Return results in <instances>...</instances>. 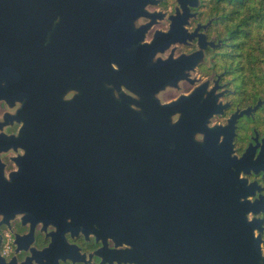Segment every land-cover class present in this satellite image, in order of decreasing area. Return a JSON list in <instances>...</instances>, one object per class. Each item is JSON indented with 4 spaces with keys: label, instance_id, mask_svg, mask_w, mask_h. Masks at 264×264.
<instances>
[{
    "label": "flooded vegetation",
    "instance_id": "obj_1",
    "mask_svg": "<svg viewBox=\"0 0 264 264\" xmlns=\"http://www.w3.org/2000/svg\"><path fill=\"white\" fill-rule=\"evenodd\" d=\"M223 2L0 0V264H264V53L242 51ZM108 64L137 85L151 68L190 171L231 170L232 197L161 182L158 151L152 189L105 184L96 197V170L143 167L142 153L94 148ZM221 202L226 215L208 205Z\"/></svg>",
    "mask_w": 264,
    "mask_h": 264
},
{
    "label": "water",
    "instance_id": "obj_2",
    "mask_svg": "<svg viewBox=\"0 0 264 264\" xmlns=\"http://www.w3.org/2000/svg\"><path fill=\"white\" fill-rule=\"evenodd\" d=\"M55 3L49 1L48 4ZM195 3V2H193ZM200 51L187 55L193 62L199 57ZM105 75L96 76L94 103H92L91 132L95 136L94 148L97 151L109 150L123 153L138 152L143 156V167L138 171L96 170L94 180L96 197L103 190L102 185L114 183H132L143 189H152V182L157 180L153 154L157 151L160 157V181L197 182L207 190L209 198L232 197L235 175L231 170L208 168H191L185 155L183 136H173L174 124L170 122V112L174 101L160 103L151 86L153 74L151 68L143 72L142 83L127 82L123 79L120 69L109 65ZM180 76H173L172 82ZM171 76H160V86L170 80ZM125 86L130 93L124 92ZM134 94V95H133ZM183 97V96H182ZM132 104L138 107H133ZM83 112V111H81ZM183 117L177 125H180ZM62 126V124L60 125ZM82 126V124H81ZM65 128V126H63ZM86 127V126H85ZM87 130V129H86ZM172 156L175 161L172 163ZM169 160V161H168ZM175 175V176H174ZM208 205L223 207V213L231 203L221 202ZM241 210L243 202H240ZM231 211V210H230ZM242 214V212H240ZM243 217L240 220L242 221ZM223 221L224 229H231L227 224L231 219ZM259 256V250L255 252Z\"/></svg>",
    "mask_w": 264,
    "mask_h": 264
},
{
    "label": "trees",
    "instance_id": "obj_3",
    "mask_svg": "<svg viewBox=\"0 0 264 264\" xmlns=\"http://www.w3.org/2000/svg\"><path fill=\"white\" fill-rule=\"evenodd\" d=\"M223 4L229 6L230 14L237 9L239 36L244 39L242 51L264 53V41H252L253 38H264V0H224ZM226 19L223 17V21ZM231 20L230 16L228 30L232 29ZM245 44L248 46L247 50Z\"/></svg>",
    "mask_w": 264,
    "mask_h": 264
},
{
    "label": "rangeland",
    "instance_id": "obj_4",
    "mask_svg": "<svg viewBox=\"0 0 264 264\" xmlns=\"http://www.w3.org/2000/svg\"><path fill=\"white\" fill-rule=\"evenodd\" d=\"M254 40L257 39V38H253ZM253 41V40H252ZM256 41V40H255ZM245 47H246V50L248 48V46L245 44ZM254 47H252L251 49L253 50ZM245 53H248V52H245ZM247 55V54H246Z\"/></svg>",
    "mask_w": 264,
    "mask_h": 264
}]
</instances>
